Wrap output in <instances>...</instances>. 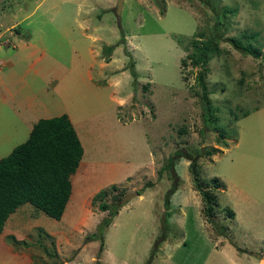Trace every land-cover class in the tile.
Returning a JSON list of instances; mask_svg holds the SVG:
<instances>
[{"label": "rangeland", "instance_id": "rangeland-1", "mask_svg": "<svg viewBox=\"0 0 264 264\" xmlns=\"http://www.w3.org/2000/svg\"><path fill=\"white\" fill-rule=\"evenodd\" d=\"M116 1L0 0V158L38 118L61 113L82 147L61 217L19 205L0 233V264L264 261V0H211L229 12L205 65L210 115L189 60L215 13L199 0H122L117 14ZM192 170L204 188L219 183L211 216ZM100 201L119 207L102 244L86 238L108 216Z\"/></svg>", "mask_w": 264, "mask_h": 264}, {"label": "trees", "instance_id": "trees-1", "mask_svg": "<svg viewBox=\"0 0 264 264\" xmlns=\"http://www.w3.org/2000/svg\"><path fill=\"white\" fill-rule=\"evenodd\" d=\"M199 1L208 5L209 9L215 13L214 32L199 46L196 41L193 42L194 51L190 55L189 61L192 66L199 68L194 76V81L200 87L204 114L210 115L212 107L209 104L204 85V76L208 71L205 65L212 56L218 55L220 52L218 42L222 35L219 33V26L229 10L218 9L211 0ZM118 32L120 43L123 44L124 38L121 28L118 29ZM225 40L235 50L246 55L257 57L259 54L255 47L233 36L227 37ZM112 49V45L104 46L102 52L104 54L110 53ZM179 63L183 66L184 59L181 58ZM130 74L134 76L132 71ZM81 156L80 141L65 113L38 118L32 124L26 139L14 146L7 155L0 158V233L7 217L23 203H28L48 217L58 220L64 211L70 194L69 176L75 172ZM188 158L186 157V159ZM192 174L195 189L199 191L204 204V215L211 216L216 205L214 192L219 187V183L215 179H211L214 184L213 187L204 188L201 186V180L197 178L195 171L192 170ZM150 185V182H146L144 188ZM110 188L115 189L116 187L111 185ZM170 191L165 193L164 205L168 203L166 198ZM136 193L140 194L138 191ZM103 195L104 191L98 190L93 195L92 201L93 198ZM97 206L100 211H106L108 216L103 218L95 230L86 238L97 240L99 244H102L103 228L111 221L119 207L110 206L104 201H100ZM226 212L228 215H232L230 209H227Z\"/></svg>", "mask_w": 264, "mask_h": 264}, {"label": "crops", "instance_id": "crops-1", "mask_svg": "<svg viewBox=\"0 0 264 264\" xmlns=\"http://www.w3.org/2000/svg\"><path fill=\"white\" fill-rule=\"evenodd\" d=\"M123 4V3H122ZM122 4H121V6H122ZM17 11L20 9V6L19 5H16V8H15ZM22 13V12H21ZM1 15H3V13L1 14ZM26 16H20V18H19V20H17L18 22L19 21H21L22 19H24ZM16 23L15 22H10V23H8V27H7V29L9 28V27H12V26H14ZM5 27V26H4ZM4 28H0V37H1V30H3ZM30 126V127H29ZM28 126V128H29V130H30V128H31V126H32V124L31 125H29ZM10 152V151H9ZM148 191V190H150L151 191V189H149V188H145L141 193H143L144 191ZM151 193V192H150ZM137 197H139V198H141L142 197V195L140 194V195H137ZM234 257V256H233ZM249 264H252L251 262L249 263ZM256 264H264V261H260L259 259H256Z\"/></svg>", "mask_w": 264, "mask_h": 264}, {"label": "water", "instance_id": "water-1", "mask_svg": "<svg viewBox=\"0 0 264 264\" xmlns=\"http://www.w3.org/2000/svg\"><path fill=\"white\" fill-rule=\"evenodd\" d=\"M121 4H122V0H117L116 1V5H115V7H116V13L118 14L119 13V11H120V8H121ZM135 195H137L136 193H127V194H125V195H123L121 198H120V200H119V202H126L127 200H129L130 198H132L133 196H135ZM263 258H264V254H263Z\"/></svg>", "mask_w": 264, "mask_h": 264}, {"label": "clouds", "instance_id": "clouds-1", "mask_svg": "<svg viewBox=\"0 0 264 264\" xmlns=\"http://www.w3.org/2000/svg\"><path fill=\"white\" fill-rule=\"evenodd\" d=\"M137 194V193H136ZM138 195V194H137ZM140 195V194H139ZM120 200V199H119Z\"/></svg>", "mask_w": 264, "mask_h": 264}]
</instances>
